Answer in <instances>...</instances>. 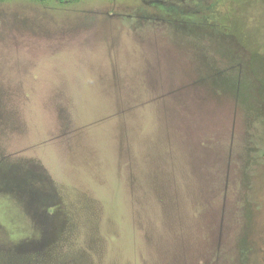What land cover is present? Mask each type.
I'll return each instance as SVG.
<instances>
[{
	"label": "rangeland",
	"instance_id": "1",
	"mask_svg": "<svg viewBox=\"0 0 264 264\" xmlns=\"http://www.w3.org/2000/svg\"><path fill=\"white\" fill-rule=\"evenodd\" d=\"M0 264H264V0H0Z\"/></svg>",
	"mask_w": 264,
	"mask_h": 264
}]
</instances>
